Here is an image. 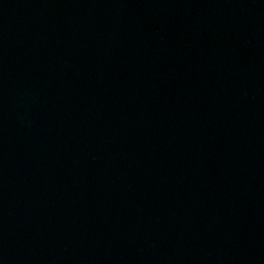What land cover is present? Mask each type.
<instances>
[{"label": "water", "instance_id": "1", "mask_svg": "<svg viewBox=\"0 0 264 264\" xmlns=\"http://www.w3.org/2000/svg\"><path fill=\"white\" fill-rule=\"evenodd\" d=\"M0 264H264V0H0Z\"/></svg>", "mask_w": 264, "mask_h": 264}]
</instances>
